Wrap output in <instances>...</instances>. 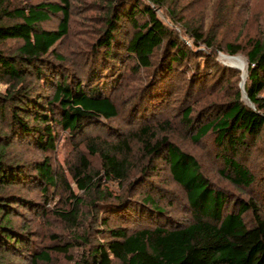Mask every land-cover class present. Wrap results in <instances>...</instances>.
Instances as JSON below:
<instances>
[{"label": "trees", "instance_id": "obj_1", "mask_svg": "<svg viewBox=\"0 0 264 264\" xmlns=\"http://www.w3.org/2000/svg\"><path fill=\"white\" fill-rule=\"evenodd\" d=\"M59 1L19 6L0 0V84L7 85L0 92V264L46 263L51 253L69 256L80 243L82 255L70 257L76 264H264V217L259 208L264 202V32L220 48L233 56L244 53L249 62L244 91L237 92L236 100L220 105L211 119L194 117L191 107L182 114L183 122L196 129V141L210 138L209 153L223 167L220 174L246 190L248 196L243 198L216 185L195 156L148 125L151 117L146 113L156 117L167 105L178 71L188 67L195 73L198 59H207L197 57V48L159 18L157 9L168 0H116L83 61L71 66L57 50L70 31L71 0ZM58 13L62 14L58 27L44 28ZM181 27L195 44L213 48L214 36ZM11 40L19 43L14 50L7 45ZM191 55L194 59L188 64ZM125 67L131 73L147 72L148 83L132 109L142 116L137 119L142 126L133 137L110 146L92 144L90 156H100L109 180L122 182L133 145L141 144L146 160L139 181L154 194L141 200L101 190L94 181L91 159L82 155L72 175L85 198L75 196L74 207L55 211L73 233L62 242L40 245L28 226L13 221L15 204L24 201L47 215L48 191L58 185L59 176L48 154L26 164L9 152L17 142L54 152L62 130L75 135L105 127L106 121L119 115L111 91ZM191 82L195 78L190 87ZM244 94L249 103L242 100ZM255 150L260 165L251 171L247 164ZM160 162L186 194L189 217L183 221L155 196L162 192L160 197L169 200L163 193L169 191L156 179H145L148 173H160ZM15 186L39 188L44 202L27 200L14 191ZM248 212L254 218L252 225L245 221Z\"/></svg>", "mask_w": 264, "mask_h": 264}, {"label": "rangeland", "instance_id": "obj_2", "mask_svg": "<svg viewBox=\"0 0 264 264\" xmlns=\"http://www.w3.org/2000/svg\"><path fill=\"white\" fill-rule=\"evenodd\" d=\"M9 1L19 6L40 2L60 3L59 0ZM115 3L116 0H71L70 31L57 46L58 52L68 58L65 62L67 65L79 64L83 61L85 51L88 50L99 30L105 25L106 17L110 13L109 7L115 5ZM157 14L167 26L174 29L192 48H197V57L204 55L208 60L199 58L195 73L188 67L178 71L179 77L175 81V86L169 91L167 105L160 110L156 117L146 113L149 114L148 117H151L148 125L159 136H168L182 150L195 156L200 162L205 176L216 185L247 198L248 195L245 189L235 186L229 179L220 174V169L223 167L219 161H215L214 155L212 156L209 153L210 138L205 137L200 141H196L194 139L196 129L191 130L187 123L183 122L182 114L184 108L191 107L194 117L200 115L201 120L203 118H213L215 110L220 105L235 101L237 92L241 89L243 91L247 78H244V73L239 68L228 65L221 59L222 54H229L220 48L225 47L230 42L244 43L247 37L261 35L264 32V0H168L164 8L157 9ZM61 18V13L52 15L51 19L43 24L44 28H57ZM181 26L197 28L200 32L214 36L213 48L204 43L195 44L193 38ZM18 44L16 41L11 40L7 45H10L14 50ZM238 55L246 58L244 53ZM192 59H194L193 55L187 59V63L189 64ZM247 65L249 67L248 61ZM125 68L120 81L116 83L115 89L111 91L112 98L117 103L119 115L115 119L106 121L105 127L96 126L75 135H69V133L62 130L55 143L54 152L44 153L35 147H29L19 142L15 143L13 149L9 152L13 155L12 158L21 159L26 164L36 159L42 160L48 154L53 167L58 173V185L53 188L50 187L48 191L50 200L46 205L50 211H46L47 215L44 212L40 215L41 208H31L24 201H19V205L15 204L13 221L18 225L28 226L31 232L30 235L40 245L52 241L55 243L62 242L73 233L71 225L58 218L55 211L74 207L75 196L79 199L85 198V191L77 186L72 175V169L79 165L82 155L91 159V170L96 172L94 181L99 184L101 190H109V192L116 195L127 194L141 200L148 194H154L146 182L139 181L146 160L141 144L135 143L133 145L129 172L122 182H117L115 179L109 180L105 171L102 170L100 156H90V146L92 144L110 146L111 143L115 144L125 140V137H133L134 132L142 126L137 120L142 116H137L132 109H134L137 97L142 91L141 88L148 83L146 82L147 72L141 70L138 73H131L127 67ZM205 71L206 74L204 75ZM193 78H195V82H191L193 84L190 87L189 84L190 81H193ZM6 88V84H0V92L4 93ZM261 96L264 98V92L261 93ZM242 100L249 103L246 94L243 95ZM93 137L99 139H92ZM247 165L251 171L259 169L260 158L256 150ZM160 166V173L155 175L156 177L153 173H148L145 179L154 178L157 183L169 191L168 193L163 192L168 195L169 200L160 197L162 192L156 193L155 196L165 206V210L183 221L189 217L186 212V194L173 181L168 167L161 162ZM14 191L23 193L27 200L33 199L44 202L39 188L15 186ZM84 200L87 201L88 199ZM23 205L24 207H22ZM259 208L261 216L264 217V202L259 204ZM245 221L250 225L254 224L252 212L246 214ZM125 226L139 227L136 224H126ZM54 234H57L58 237H54ZM78 245L72 248L69 256H63L55 252L51 253L50 261L42 264H76L75 260L72 261L70 257L74 256L75 259H78L82 255L83 245Z\"/></svg>", "mask_w": 264, "mask_h": 264}, {"label": "bare ground", "instance_id": "obj_3", "mask_svg": "<svg viewBox=\"0 0 264 264\" xmlns=\"http://www.w3.org/2000/svg\"><path fill=\"white\" fill-rule=\"evenodd\" d=\"M221 59L225 61L228 65L235 66L239 68L244 73V78H247V60L243 56H229V55H223L221 56Z\"/></svg>", "mask_w": 264, "mask_h": 264}, {"label": "water", "instance_id": "obj_4", "mask_svg": "<svg viewBox=\"0 0 264 264\" xmlns=\"http://www.w3.org/2000/svg\"><path fill=\"white\" fill-rule=\"evenodd\" d=\"M243 91H244V88H243Z\"/></svg>", "mask_w": 264, "mask_h": 264}]
</instances>
